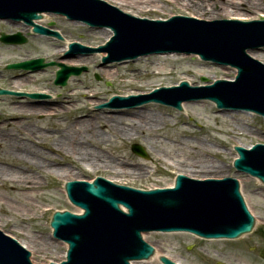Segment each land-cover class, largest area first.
I'll use <instances>...</instances> for the list:
<instances>
[{
    "label": "rangeland",
    "instance_id": "374dc122",
    "mask_svg": "<svg viewBox=\"0 0 264 264\" xmlns=\"http://www.w3.org/2000/svg\"><path fill=\"white\" fill-rule=\"evenodd\" d=\"M260 1V5L264 7V0ZM236 4L238 7L230 6L231 11H237L236 13L239 10L245 11L241 14L244 18L264 17V9L260 10L258 6L255 8L257 9L255 12H246L244 9L248 6L247 0H236ZM156 7L160 9L162 4L159 2ZM231 11L228 10L229 13ZM202 13L191 7L189 2H184L177 6L164 7L163 13H145L143 17L170 18L178 14ZM48 16L52 22H43V25L59 29L68 40H80L93 47H99L106 43L101 34L103 28H90L82 23L70 22L61 16L51 14ZM228 16L231 14H221V17ZM17 25L0 21V35L21 32L28 38L27 44L20 46L5 45L0 42V86L15 91L17 88H21V91L24 92H47L53 98L35 103L26 98L0 97V155L11 149L10 147L19 146L40 151L39 158L43 160L48 157L52 158L63 168L75 167L76 164L71 163L74 158H69L68 162H64L63 158H68L65 153L50 150L53 146L59 147L64 143L67 147L68 145L76 146L73 139L77 138L76 134L80 133L72 130V124L75 121L79 123L88 121L93 124V129L82 133V138L79 139L81 141L77 145L78 150H82L83 153L88 152L85 157L110 159L113 154L116 158L128 160L132 165L137 163L148 165L152 174L142 177L135 175L115 177L107 169L90 170L82 163L83 175L81 174V176L83 178L93 179L96 175L102 174L134 186H169V184L175 183L179 168L163 163L161 161L164 157L163 154L176 162L195 165L196 169L202 167L197 163L200 160L212 161L214 165L216 164L214 172L196 171L193 173L194 176H237L241 181L247 206L259 219L253 232L237 240H203L188 233L155 232L145 235V240L155 244L170 258L179 260L183 264H264L261 257V252L264 250V184L257 179L239 174L233 167L234 156L237 155L234 147L240 146L239 143H242L244 147L258 143L264 144L263 117L244 112L221 111L216 108L214 103L207 100L196 102L197 104L190 103L193 106L188 112L189 115L182 110H175L157 103L145 104L143 107H147L149 115L155 114L159 117L153 120L155 121L153 124L161 127L158 134L161 135V138L157 139L154 138L157 135L146 130H131L129 127L125 128L128 133L126 136L111 133L107 129V124L111 125V123L108 120H103L101 123V117L112 115L110 114L111 109L97 110L92 104L93 101L98 102L97 104L106 103L117 94L149 93L158 87L172 83L178 84L183 80H189L192 85L213 83L218 78L234 80L237 73L235 68L219 67L211 62L202 61L197 55L173 54L176 55L175 59L169 58L171 56L167 55L165 57L150 55L136 61L108 64L112 68V73L108 76L99 71L103 66V61L100 54H95L91 57L93 63L77 66H85L87 68L85 73L71 78L66 87L60 88L54 85L55 75L59 69L57 66L36 73L6 69L9 64L39 58H44L46 63H59L58 60L65 59L61 55L55 56L57 47L63 46L65 42L36 36L32 33L31 28ZM104 29L111 30L108 27ZM254 52L260 55V58L255 60L264 64V49ZM65 60H70V58ZM66 65L72 66L69 62ZM26 76L35 78L28 79ZM88 91L99 94L97 98H88L84 96V93ZM43 102L52 105L51 112H60L61 115L58 117L44 116L45 112L40 111L45 109L39 108L43 107L41 105L44 104ZM128 110L136 111L138 109L128 108ZM28 111L36 113L32 115ZM94 119H99L97 125ZM131 120L134 121L132 118H128L125 124L132 125ZM208 123L210 126L205 127ZM101 126H103L102 129ZM60 131L65 132L57 134ZM38 133L45 136L42 137L43 144L37 141V139H41L40 136H37ZM102 134L110 141L101 142ZM114 137L117 139L115 140ZM132 145H140L148 154V159L135 154L131 149ZM208 146L209 152H207L208 155H205L204 149L208 150ZM157 163L159 165H156ZM19 165L22 166L24 174H30L41 183V186L37 187L38 189L36 188L29 194V199L27 198L29 204H37L40 208L35 209L36 213L34 214L29 209L32 206L24 203V200L21 199L26 197V194L18 192L17 195H14L13 190L7 191L0 187V227L6 233L14 235L20 242L27 243L30 238L36 237L40 245L50 246L52 245L50 240L56 241L50 237L52 234L50 221L54 211L57 208H70L75 211L64 192V185L68 177H58L54 174L48 175L42 170H32L26 163ZM74 172L78 171L74 170ZM12 206L16 209H12ZM21 210L25 214L24 217L18 213ZM67 248V245L62 243L57 244L55 249L50 248L44 251L31 249V257L34 264L46 263L53 259L58 261L63 258V253L67 252Z\"/></svg>",
    "mask_w": 264,
    "mask_h": 264
},
{
    "label": "water",
    "instance_id": "95a60500",
    "mask_svg": "<svg viewBox=\"0 0 264 264\" xmlns=\"http://www.w3.org/2000/svg\"><path fill=\"white\" fill-rule=\"evenodd\" d=\"M102 1L0 0V20L24 22L27 26H33L34 32L39 34L49 33L48 30L33 22L38 20L39 14L42 13L65 16L71 21H83L92 27H110L115 36L105 48L99 49L107 51L110 55L104 60L105 63L133 60L149 54L180 53L196 54L205 61L230 65L238 69L235 82L221 81L227 79L218 78L219 81L210 86L207 85L212 83L190 84L206 86L194 88L187 82L180 81L182 82L180 86L172 87L179 82L163 86L172 88L158 87L157 89L160 90L154 93L149 92L152 94L146 96L138 95L149 93L117 94L115 96L123 97H114L109 104L102 107L122 105L132 107L154 100L186 111L183 104L181 107V102L210 99L219 109L252 111L264 116V65L261 64L262 62L252 60L248 53L246 54L247 50L264 46V21H262L264 17L207 18L178 14L190 18L178 17L166 22L149 21L169 18L143 17L111 1ZM42 22L52 21L49 20L48 15H44L36 23L48 27ZM54 30L61 32L63 39H67L62 31ZM53 34L58 36L57 33ZM0 41L12 45L25 44L27 39L21 33L2 34ZM68 41L90 46L80 40ZM70 49L68 56L75 53V50L94 51L77 43L72 44ZM101 53L102 59L108 56L106 52L101 51ZM54 65L56 64H45L44 59H38L11 64L7 66V69L37 72ZM59 67L61 69L57 72L55 84L60 86H66L72 76H79L87 70L85 67L76 68L64 64H59ZM183 81L189 82V80ZM1 88L0 96L26 95ZM28 96L47 97L43 94ZM101 104L103 103L93 107ZM235 150L239 155L234 162L236 170L256 177L264 183V145L256 144L250 149L238 146ZM132 151L147 158L145 150L139 145H134ZM178 174L177 179L175 177L174 188H171L174 185L134 186L102 174L96 175L93 179H68L66 190L69 200L83 211L77 212L70 208H57L54 211H65L56 212L53 215L51 227L54 230V238L68 244L67 259L62 258L58 261L53 259L42 264L50 262L56 264L62 260L64 261L59 264H132L131 261H140L147 257H158L163 264H180L162 252L155 244L145 241L143 234L189 232L205 239H236L251 233L254 226L258 224L259 219L247 206L246 196L237 176L195 177L182 172ZM95 178L97 179L94 181ZM166 187L169 189L151 190ZM0 230L6 233L2 227ZM2 231H0V264H34L32 257V263L30 261L32 250L23 245L14 235L6 233L20 242L23 247Z\"/></svg>",
    "mask_w": 264,
    "mask_h": 264
},
{
    "label": "bare ground",
    "instance_id": "6f19581e",
    "mask_svg": "<svg viewBox=\"0 0 264 264\" xmlns=\"http://www.w3.org/2000/svg\"><path fill=\"white\" fill-rule=\"evenodd\" d=\"M111 1L113 3H115L117 6H120L128 11H131L135 14H138L140 16H144L145 13H163V8L164 7H169V6H177L180 3H184V2H189L190 6L199 10L200 12H203L202 14H191V15H196L199 17H207V18H218L221 17V14L226 13L227 15L231 14V16H236V17H240V18H244L241 16V14H243L244 11H238V13L231 11V7L230 6H234L236 5L238 7V4H236V0H108ZM237 1H241V0H237ZM161 3L162 4V8L159 9V7H156L157 3ZM248 2V6L246 7L247 11H253L255 12L258 6V9L262 10L264 9V7L262 5H260V0H247ZM232 9H234V7H232ZM240 9V8H238ZM228 10H230L231 12L229 13ZM225 11V12H224ZM229 13V14H228ZM43 24V22H42ZM17 25V24H15ZM19 26H23L22 24H18ZM17 25V26H18ZM101 34L104 37L105 41H108L112 35H113V31L109 30V29H102L101 30ZM65 43L63 46L61 47H57L58 50L55 52V56H62L65 53V50L68 48V44L70 43L69 41H67L66 39ZM100 54V56L102 57V53H98ZM254 59H259L260 55L257 52H250L249 53ZM166 55H164L163 57H165ZM167 56H171L169 58H174V56L176 55H167ZM92 56H88V57H76V59L74 60H64V59H60L58 60V62L60 63H67L69 62L72 66H80V65H89L91 63H93L94 61L92 60L93 58H91ZM91 60V61H90ZM89 62V63H88ZM99 71L104 72L105 74H107L108 76L111 75L112 73V68L108 65H103L101 66V68L99 69ZM28 79H32L35 77H29L26 76ZM190 83V82H189ZM191 84V83H190ZM17 90L21 91V88H17ZM44 93V92H43ZM46 94H48L47 92H45ZM99 93L97 92H93V91H88L86 93H84V96L86 97H92V98H97V95ZM53 98V96H52ZM44 103V102H43ZM98 102H92V104L96 105ZM199 103V102H197ZM196 102L193 104H197ZM43 107H39L40 109H49L48 111L42 110L40 112H45L44 116L47 115H54L55 117H58L61 115L60 112H51V110H53V107L50 103H44L41 104ZM185 110V113H188L190 111V109L192 108L193 105H191L190 103H183ZM39 109V110H40ZM138 110L136 111H132V110H128V109H122V108H118L115 110H111L110 114H112L109 117H101V123L103 120H108V122L111 123V125L107 124V129L113 133V134H117L119 136H126L128 133L125 130V128L129 127L131 130H142V131H148L149 133H152L155 136L154 138H161V135H158L159 132L161 131V127H159V125H155L153 123H155L156 118H159L158 116L154 115H149V110L147 109V107H141V108H137ZM205 110V109H204ZM206 111V110H205ZM30 112L29 114L35 115L34 113L36 112ZM160 115V114H159ZM189 115V113L187 114ZM128 118H132L134 121H132V125H127L125 124L128 120ZM95 120V124L97 125V121L99 119H94ZM72 130L74 132H78L80 134H76L77 138H74L73 141H75V145L76 146H70L64 143L62 146L59 147H54L50 150L52 152H62L65 153L68 158H63L64 162H68L69 158H74V161L71 162L73 164H76L75 167H71V168H63L61 166L60 163L56 162L54 159L49 158L48 159H41L38 157V155L40 154V151L34 150V149H27V148H22V147H10L11 149L6 150L3 152L2 155H0V187L1 188H5L7 191H11L13 190V194L17 195V193H21V194H26V197H22V201L24 200V203L32 206V207H28L30 210H32L34 212V214L36 213L35 209H38L40 207H38V205H33V204H29L28 203V196H30L29 194H31L32 191H34L37 187L41 186V183H39L37 181V179H35V177L31 176L30 174H24V170L22 169V166L19 165L20 163H26L30 166V168L32 170H42L43 172L47 173L48 175H56L58 177H63V176H67L68 179H81L83 178L81 176L82 174V163H84L88 169L90 170H98V169H107L109 173H111L112 175H114L115 177H122V176H126V175H132V176H138V177H142L145 175H151V171H149L148 165H144V164H140L137 163L135 165H132L129 163L128 160H121L120 158H116L115 155H111L110 159H99L97 157H85V154L88 152L83 153L82 150H78L77 149V145L80 143L81 140H79L82 135V133H86V130L88 129H93V124L88 123V121H81V123H79L78 121H75L72 124ZM210 126L209 123L205 126L208 127ZM103 128V126H101V129ZM84 129V130H83ZM65 132V131H63ZM62 131L57 132V134H61L63 133ZM32 133V131H31ZM95 133V132H94ZM93 133V134H94ZM236 133V132H234ZM33 135H35L34 133H32ZM31 136V135H30ZM37 136H40L41 139H37V141H39L38 143L43 144L44 142L42 141V134H37ZM114 136V135H112ZM68 138V137H67ZM114 139L116 140L117 138L114 137ZM105 141H110V139H106L105 137H103V134L101 135V142H105ZM240 146H242V143ZM12 146V145H9ZM244 147V146H242ZM245 148H249V146H246ZM75 151V152H74ZM204 151L206 153H204L205 155H208L207 152H209V146H208V150L204 149ZM72 152V153H71ZM72 154V155H71ZM74 155V156H73ZM163 159H161V161L163 163H166L167 165H171L174 166L175 168H179L177 170V173L182 172L183 174L186 175H191L194 176V172L196 171H206V172H214L216 169V164L214 165V163L212 161H207V160H200L199 163L200 166H202L199 169L195 168V165H187L184 162H176L175 160H173L172 158H168V156L166 154H163ZM3 157V158H2ZM237 157V155L234 156V159ZM211 162V163H210ZM156 165H159V163H157ZM80 166V167H79ZM183 168V169H180ZM74 170H77L78 172H74ZM83 175V174H82ZM209 175H205V177H208ZM174 185V183L169 184V186ZM38 189V188H37ZM66 191V190H65ZM64 191V192H65ZM28 198V199H27ZM23 203V204H24ZM25 206V205H24ZM27 207V206H25ZM12 209H16L14 206L11 207ZM75 211L77 212H82L83 209L74 206ZM20 216L24 217L25 214L23 213V210H21L20 212H18ZM179 233V232H177ZM144 235H148V234H144ZM50 237H53L52 234H50ZM52 243V245L47 246L42 244L40 245V243L38 242V238L36 237H32L30 238V241L26 242H22L21 243L23 245H25L26 247H28L30 250H49L51 249H55L57 244H62L63 242H60L58 240L56 241H52L50 240ZM65 244V243H63ZM66 245V244H65ZM63 258L65 257L66 253H63ZM180 264H183L182 262H180L179 260H175ZM132 264H139V263H153V262H158L157 264H163L161 262V259L158 257H147L146 259H143L141 261H137V262H133L131 261Z\"/></svg>",
    "mask_w": 264,
    "mask_h": 264
},
{
    "label": "flooded vegetation",
    "instance_id": "af4514ba",
    "mask_svg": "<svg viewBox=\"0 0 264 264\" xmlns=\"http://www.w3.org/2000/svg\"><path fill=\"white\" fill-rule=\"evenodd\" d=\"M241 4H243V3H241ZM244 5V4H243ZM247 7V6H246ZM241 8V7H240ZM247 9V8H246ZM245 10V9H244ZM257 10V9H256ZM245 12V11H244ZM246 12H247V10H246Z\"/></svg>",
    "mask_w": 264,
    "mask_h": 264
}]
</instances>
